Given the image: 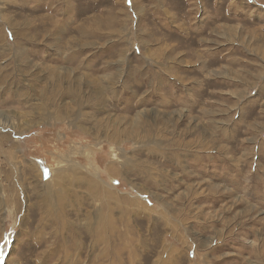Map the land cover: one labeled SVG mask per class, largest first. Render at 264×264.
<instances>
[{"label":"rangeland","instance_id":"1","mask_svg":"<svg viewBox=\"0 0 264 264\" xmlns=\"http://www.w3.org/2000/svg\"><path fill=\"white\" fill-rule=\"evenodd\" d=\"M0 264H264V0H0Z\"/></svg>","mask_w":264,"mask_h":264},{"label":"snow or ice","instance_id":"2","mask_svg":"<svg viewBox=\"0 0 264 264\" xmlns=\"http://www.w3.org/2000/svg\"><path fill=\"white\" fill-rule=\"evenodd\" d=\"M129 2H131V0H129Z\"/></svg>","mask_w":264,"mask_h":264}]
</instances>
